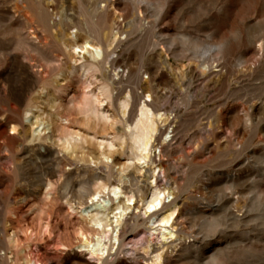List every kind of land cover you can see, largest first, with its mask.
Here are the masks:
<instances>
[{
  "label": "rangeland",
  "instance_id": "obj_1",
  "mask_svg": "<svg viewBox=\"0 0 264 264\" xmlns=\"http://www.w3.org/2000/svg\"><path fill=\"white\" fill-rule=\"evenodd\" d=\"M44 1L50 11L57 5L60 24L53 33L41 26L35 0H0V124L14 116L28 135L13 143L0 138V237L14 232L17 240L9 256L18 255L19 264H76L81 255L101 264L80 252V230L89 231L81 213L88 205L69 203L58 193L68 176L69 188L76 189L94 173L108 176L106 167L92 171L98 151L91 137H111L123 128L121 120L111 127L121 117L118 101L103 108L111 121L97 128L93 120L88 127L80 123L78 103L99 82L87 91L81 73H69L74 62L67 43L76 30L92 36L96 29L118 31L104 64L114 97L129 94L133 111L155 92V109L172 122L163 128L162 141L169 137L171 144L172 134L176 141L162 153L167 170L160 176L166 174L179 191L182 226L200 240L187 251L166 249L167 264H264V0ZM105 4L108 16L101 23L91 11ZM37 122L44 124L37 128ZM61 123L85 131L88 143L71 154L54 145L57 132L51 130ZM45 126L50 139L28 141L33 129ZM20 130L19 124L5 127L6 135ZM117 142L110 159L116 180L117 170L131 162L128 146ZM57 160H65L53 177L60 184L48 189L40 184L41 174ZM142 171L130 168L125 174L144 186L153 179ZM128 229L136 241L145 238L143 226ZM157 245L153 241L145 253L139 244L146 258L135 261L133 245L126 244L109 264H151Z\"/></svg>",
  "mask_w": 264,
  "mask_h": 264
},
{
  "label": "bare ground",
  "instance_id": "obj_2",
  "mask_svg": "<svg viewBox=\"0 0 264 264\" xmlns=\"http://www.w3.org/2000/svg\"><path fill=\"white\" fill-rule=\"evenodd\" d=\"M35 1L37 2V12L42 24L41 26H43L47 32L53 33V30L60 24V17H58V10L56 9L57 5L52 3L53 9L50 11V4H47L44 0ZM91 12L92 16L98 17L101 23L105 21L108 16L106 4L102 8L96 5ZM118 28L120 29V24ZM93 32L94 35L91 36L90 31H86L85 34H79L78 30H76L71 34L72 36L70 35L71 37L68 39L67 43L69 57L71 61L74 62V66L69 69V73L77 70L81 73L84 79L80 80L82 81L81 83H83L82 88H86L85 90L90 88L94 83L99 82L96 89L92 90L90 93L85 91L83 99L78 103L79 106L77 104V108H79L78 113L82 115L80 123L83 127H88L93 120V128L99 127L102 121L107 122V120L110 119L107 113L110 110H104L103 108L112 106L113 101H118L117 109L121 117L117 120L111 117L113 120L109 121L112 122L111 127L113 128L114 125H116L115 122L121 120L123 128L120 133H113L114 130L112 131L111 129L113 133L111 137H105V135L103 138L99 139L97 133L91 137L98 151V156L92 157L91 160L94 163L93 168L91 167L92 171L96 172L102 167L103 169L106 167V169H110L108 176L94 173L87 181H81L78 189L69 188L70 176H68L64 178L61 186L59 185L60 191H58V193L60 196L66 197L69 203L78 200V204L81 207L88 205L84 207L81 213V216L87 222L89 231L80 230L81 236L85 238L84 242L79 246L81 248L80 252H86L91 258L96 259L101 262V264H109V258L116 257L117 259V256L124 252L125 245L132 244L134 248L132 249L133 253L131 258L135 261H139L146 257L144 258V256L139 253L138 245L140 244L144 252L148 253L149 249L152 248V242L159 240L160 245L154 248V252L156 253L151 258V264H167L169 258H167L166 253L168 250L166 251V249L172 247L174 250H177L180 246V248L184 247L187 251L191 249L190 247L193 246L195 242L200 240L199 236H193V232L187 231L185 229L186 227L184 228V226H182L181 217L183 215L182 209L184 204H178L177 198L180 194L177 195V193H179V191L176 190L178 192H175L172 182L166 179V174L164 177H162V174L160 176V172L165 173V170H167L165 160L162 158V153L167 149V144L172 146L173 142L176 141L175 134L170 135L172 136L170 142L173 141L171 144H169V142L167 143L169 137H166L162 141L163 136L167 133L163 131V128L166 127L165 129L167 130V127L171 126L172 122L166 112H159L161 108L155 109L153 102L154 97H156L155 92L147 94L148 99L141 101L138 107L133 111L130 109L131 98L129 94L122 98L114 97L111 85L114 81L109 82L104 64L111 55L106 49L113 47L117 40L118 31L114 32L113 30L111 32L101 33L99 30L94 29ZM160 57H162L161 54ZM112 61L114 64L115 61ZM164 64L165 67L169 69L165 59ZM162 68L164 67L162 66ZM147 70L150 71L151 69L149 68ZM98 73H101V79L98 78ZM115 75L119 76V73H115ZM249 114L246 113L245 117H249ZM66 119L69 120L68 118ZM54 122L53 119V125ZM69 122L70 124L72 123V121ZM7 124H13L15 129L19 124L21 126L19 134L17 136L6 135L5 127ZM41 124L44 123H38L37 128H39ZM48 130H50L48 126L38 131L33 129V136L28 141H47L51 138L45 135L49 133ZM54 131L57 132L54 145L58 147L59 145L62 146L68 153L76 148H83L84 144L89 141V134L81 129L71 128L70 125H64L62 123L56 124V128H52L51 132L53 133ZM35 132H38V135H36ZM171 132H174V128ZM3 136H6L10 143L19 139H23V141L28 139L24 124L14 116L7 117L6 121L0 124V138ZM116 142L119 143L122 148L124 145L128 146L130 150L128 159L131 161L123 163L117 170V180L116 178H112L113 174H115V170H113L114 164L112 160L110 163V159L113 158L114 153L112 151L114 150L113 148ZM157 148L159 149L158 155H156ZM63 162L57 160L49 165V167L46 168L48 171L46 170L41 174L40 184L45 185L48 189L60 184L58 180L54 182L53 177L56 176ZM130 168L136 169L139 174L145 169L149 174L148 179H153V181L150 183L147 182L148 184L144 186H140L137 182L139 180H137L136 177L129 178L125 174ZM126 177L129 179H126ZM165 179L167 181H165ZM122 195H124V197ZM140 226L144 227L145 238L139 242L135 240V235L133 234L135 233L134 230L138 227L140 228ZM129 227L132 228L131 230H133L134 233L129 234ZM11 234L0 237V250H5L4 254L0 253V264H19L21 261L18 255L13 254L12 257L9 256L11 245L17 242L16 234L14 232L13 235ZM74 260L76 264H95V262L91 261L89 258L85 259L81 255H76ZM26 264H30V261L26 260Z\"/></svg>",
  "mask_w": 264,
  "mask_h": 264
}]
</instances>
